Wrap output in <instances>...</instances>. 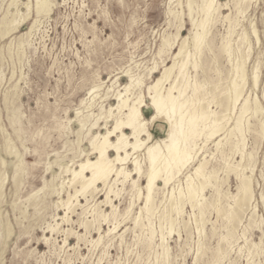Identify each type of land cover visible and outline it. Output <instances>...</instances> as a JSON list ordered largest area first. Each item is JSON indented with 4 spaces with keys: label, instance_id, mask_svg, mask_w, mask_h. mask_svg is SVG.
Masks as SVG:
<instances>
[{
    "label": "rangeland",
    "instance_id": "374dc122",
    "mask_svg": "<svg viewBox=\"0 0 264 264\" xmlns=\"http://www.w3.org/2000/svg\"><path fill=\"white\" fill-rule=\"evenodd\" d=\"M25 2H29L30 5V14L27 19H23V15L28 12ZM53 2L52 12L48 16L39 18L32 34L25 37V43L21 45V35L30 29L36 18L35 0H0V180L4 179L0 198V264H229L230 262L235 264L260 262V264H264V244H261V248L253 254L248 253L247 247L239 250V246L245 244L246 238L250 245L251 241L260 242L264 237V200L261 197V194L264 193V133L259 137L254 133H246V153L252 151L255 156L254 160L250 162L245 160L244 164L248 166L245 173L248 175L253 173L255 198L251 204L244 207L239 219L233 223H230L225 215L218 217L216 208L209 206L210 209L207 208L204 217L206 220H201L200 226H197L193 214H197L199 210L192 209L191 205L187 203L183 215L185 222L180 219L172 234H169L168 226L164 228L166 241L164 240L162 243L160 219H158L164 209L165 197L163 194L166 191L162 181H158L159 186L164 188L158 190L155 217H152L153 226L158 232L152 240L149 238L148 230L142 225V222L147 224L146 219L141 220L142 224L136 225L133 220L134 214L140 210L139 207L144 205V200L137 201L138 203L136 202L130 216L124 219L125 212L133 200L130 183L125 185L118 196H112L114 203L118 205L117 219L111 218L109 222H103L100 231L97 222L90 223L87 228H84L82 220L79 219L92 220L93 217L89 214L86 217L82 216L80 206H76L75 212L71 214L73 218L71 221H62L60 215L65 214V209L57 204L58 193L50 190L54 186L57 188L63 177H66L64 174L54 178L53 173L60 171L58 163L72 164L73 159H79L74 152L76 149L90 147V136L80 144L77 142L76 130L80 127L78 122L69 123L70 119L76 116L75 111L80 107L81 100L89 97V88L96 84L100 78L106 80V83L98 90L100 94L94 100H97L108 85H111L110 78L119 76L120 85H124L128 82V76L125 75L126 70L135 74L146 73L147 68L154 64V57L161 44L163 34L165 32L175 33L180 25V19L172 18L171 24L168 23L169 6L172 4L171 6H174L175 9L179 7L170 0H53ZM185 10V26L181 32L182 35L189 34L192 28L186 6ZM222 10L224 13L230 11L228 7H223ZM233 10L235 13V9ZM246 14L247 19L243 20L241 17V20L251 36L253 45L252 56L247 63L249 74L253 65L258 61L261 62L259 84L252 90L253 85L250 81L246 87V95L251 91L253 101L257 93L264 107V0L253 2ZM251 19L257 23L259 28L260 42L258 43L251 33ZM16 20H21L19 29L2 37V31L6 27L5 22L10 24ZM216 25L212 28V37L215 35L214 40H216L215 55L206 52L208 58L203 61L209 77H207L208 88L217 83L225 84L226 72L231 68V64L220 53L221 51L219 52L222 38L227 34L228 24L219 21ZM237 29L238 32H241L242 27L238 26ZM235 35L237 39L238 35ZM246 50L247 47H244L243 51L246 52ZM215 56H217V60H215ZM171 62L170 59L166 61L169 64ZM222 67L224 68L221 69ZM217 68L220 69L221 75ZM158 74V72L154 73V77ZM199 74V78L203 80L205 75L202 71ZM218 75L220 76L218 77ZM221 77L224 81L220 80ZM211 78L213 79L210 81ZM150 82L151 79L146 80L147 84ZM119 83L115 84L113 89L122 88ZM116 101L114 92L111 91L104 104L109 106ZM93 108L96 112L99 111V106L96 105ZM214 108L216 107L214 106ZM151 113V108H145L147 116H150ZM258 118L264 119V110L258 114ZM252 121L258 126L255 116L252 117ZM104 123L100 122V129L103 132L105 131ZM112 123L110 122L109 126H112ZM97 130L94 128L92 131L97 132ZM166 130L167 126L161 120L155 122L151 127L155 138L165 136ZM202 140L204 137H201L200 142ZM6 142L19 152V157L10 155L6 151ZM215 150L216 147L209 142L207 152L202 153L199 158L201 159L204 154L208 153L207 158L210 159L211 151L217 153ZM216 155V158L211 160L209 168L215 167L219 170L221 189H224L222 192L225 191L221 196L223 200L220 199L219 207L226 210L229 209L228 203H234L232 195L237 193L240 179L234 172L227 174L223 169L221 170L224 162L219 154ZM142 157L144 158L143 154ZM233 158L236 161L241 160V154L236 153ZM18 159H21V163H18L20 162ZM132 166L130 164V167ZM193 167L186 170L180 178L184 180L185 174L192 171ZM45 180L49 182L53 180L51 189L45 188L40 191L38 194L40 200L37 198L28 200L33 193L44 186ZM146 181V177H143L141 184H146ZM174 185L178 187V182L176 181ZM228 191L232 194H229V197L225 196ZM214 193L211 186L205 190L210 201L214 198L216 200V193ZM61 195L66 197L67 193L62 192ZM104 196V191L98 192L96 200L90 199L91 206L95 202L99 203L105 199ZM80 199L86 203L84 198ZM37 202L39 205L36 207L34 203ZM226 204L228 206H225ZM255 204L257 206L255 222L251 221L250 223L251 205ZM100 207L105 212L112 211L110 205L101 204ZM192 210H194L193 214ZM208 210L210 213L207 212ZM119 221L120 225L117 231L109 232L115 222ZM187 221L189 222L186 223ZM56 222H60V226H62L58 225V229L55 227L53 232L52 229L50 230V225H55ZM165 222L162 220L163 224ZM182 222L183 224H181ZM226 222L227 225H225ZM259 223L260 227L257 226ZM81 224L82 226H80ZM91 225L95 227L93 226V228ZM139 225L141 226L139 227ZM164 225L166 226V223ZM202 225H206V228L204 226L203 228ZM233 225L237 227L232 230ZM6 226L11 230L12 236L6 233ZM224 228L229 231V234ZM244 231H246L245 238L241 235ZM98 233L102 234L103 238L99 244L95 245L93 241L99 238L100 234L98 236ZM224 236H226L225 239H223ZM67 238L68 240H66ZM237 238L239 239L237 240ZM229 242L230 244H228ZM163 244L169 247L168 256L163 253ZM218 245L219 248H217ZM199 248L202 250L200 253ZM205 248L207 249L205 250ZM219 249L220 253H218ZM214 257L218 260H215Z\"/></svg>",
    "mask_w": 264,
    "mask_h": 264
},
{
    "label": "bare ground",
    "instance_id": "6f19581e",
    "mask_svg": "<svg viewBox=\"0 0 264 264\" xmlns=\"http://www.w3.org/2000/svg\"><path fill=\"white\" fill-rule=\"evenodd\" d=\"M170 1L175 6H179L180 9L179 7L175 9L174 6H171L172 4L169 6L167 11L168 23L171 24L172 18H174L180 19V25L175 33L165 32L163 34L161 44L154 57L153 66L147 68L146 73L135 74L130 70H126L125 75L128 76V82L124 85H120L119 76L110 78L109 81L112 82L111 85H108L105 92L101 94L97 100H94L100 94L98 90L106 83V80L100 78L96 84L89 88V97L81 100L80 107L75 111L76 116L74 115L75 117L71 118L69 121V123L77 121L80 125L76 130L78 144L84 141L86 137L90 136V147L87 149L82 147L76 149L74 152L79 159H73L71 161L72 164L58 163L60 171L58 173H53L54 178L55 176L66 174V177H63L59 186L57 188L54 186L52 190H50L58 193L59 199L57 204L65 209V214L60 215L62 221H71L73 219L71 214L75 212L76 206H80L82 208V216L86 217L87 214H89V216L91 215L93 217H91L92 220L86 218V220L84 218L79 219L78 217L79 220H82L81 222L84 228H87L90 223L97 222V225H99L98 230L100 231L103 222H109L111 218L114 220L117 219L119 211L118 205L114 203L112 196H118L120 191L125 188V185L130 183L131 191L133 192V200L125 212L124 219L130 216L137 201L144 200V205L139 207L140 210L138 213L136 212L134 214L133 220L136 225L141 223V220L143 221V219H146L147 224L144 222L141 224L148 230L149 238L152 240L158 232L153 226L152 217L155 215L156 196L158 190L161 188L158 181H162L166 191L163 194L165 197L163 204L164 209L163 211L161 210L162 215L159 214L161 217L158 219H160V238H162L161 241L164 243L166 238L164 228L168 226V232L172 234L176 223L180 222V219L185 222L183 215L187 203L191 205L192 209L197 208L199 210L197 214H193L194 210H192V214L197 226H200L201 220L205 219L206 210L209 206L216 208L215 210H217L218 217H223V215H225L228 221L233 223L235 220L239 219L240 214L243 213L241 211L244 207L251 204L255 198L253 173L251 175L245 173L248 167L244 164L245 160L247 159L250 162L254 160L255 156L252 151L246 153V133H254L255 135L257 134L258 137L263 136L264 119L258 118V114L263 112L264 107L257 93L253 101L251 99V91L246 95V87L250 81L253 85L252 90L259 84L261 62L258 61L254 64L249 74L247 63L251 59L253 45L251 36L242 23L241 17L243 20L247 19V10L253 2H257L258 0H228L225 2L222 0ZM53 3V0H35L34 8L36 18L33 20L30 29L21 35V45L25 43L24 38L32 34V31L37 26L39 18L48 16L52 12ZM24 4L27 6L28 12L23 15V19H27L30 14V5L29 2H25ZM185 6L187 7V14L192 23V28L189 34L182 35L183 33L181 32L185 26ZM223 7H228L230 11L224 13L222 10ZM233 9H235V13ZM219 21L228 24L227 34L222 38L219 52L221 51L220 53L225 56L231 64V68L229 70L227 69L225 84L220 85L216 82V85L208 88L207 84L209 83V77L206 72L207 67L203 64V61H206L208 58L206 52L213 56L215 55L216 40H214V34L212 37V28L216 23L218 24ZM20 22L21 20L10 22V24L5 22L6 27L2 31L1 36L4 37L19 29ZM238 26L242 27L241 32H238ZM250 27L252 36L256 39L257 43L260 42L259 28L253 19L250 20ZM235 34L238 35L237 39ZM244 47H247L246 52L243 51ZM167 59H170L172 62L170 64L166 63ZM215 60H217V56H215ZM222 64L224 65V63ZM223 68L224 67L221 69ZM217 70L221 75L220 69L217 68ZM200 71L205 75L203 80L199 78ZM157 72L159 74L154 77V73ZM203 74L201 75L203 76ZM220 75H218V77ZM147 79H151V82L148 84L146 83ZM212 79L213 78H211L210 81ZM222 79L223 77L220 78V80ZM117 83H119L122 88L113 89L114 85ZM211 85H213V83ZM144 87H146V89H144ZM111 91L114 92L117 101L114 104L106 106L104 102L108 99ZM96 105L99 106L98 112L93 108ZM214 106L216 108H214ZM145 108H151L152 113L150 116L145 114ZM218 108L221 110L218 111ZM250 114L251 116H248ZM254 116L258 121V126L256 123H253L254 120L252 121V117ZM159 120L166 124L167 130L165 136L155 138L151 131V127ZM101 121L105 122L104 132L100 129ZM110 122H113L112 126H109ZM94 128L98 129L97 132L92 131ZM201 137H204V140L200 142ZM209 142L213 143L216 147L215 151L217 153L211 151L210 159L207 158L208 153L204 154L200 159L199 156L207 152ZM6 151L10 155L19 157V152L15 151L13 146L7 142ZM236 153L241 154V160H234L233 155ZM216 154H219L221 160L224 162V166L223 168L221 167V170L223 169L227 174L234 172L240 179V181H238L240 183H237V193L232 195L231 192L228 191L225 194V196L231 194L232 200H234L233 204H229L228 202L230 200L228 198L227 203L229 209L226 210L219 207L221 196L223 192H225H222L224 189H221L219 170L215 167L209 168V164L212 159L216 158ZM18 160L20 161L18 163H21V159ZM195 162H197V164L194 165ZM3 163L5 162L3 161ZM130 164L133 166L130 167ZM191 166H194L193 170L185 174L184 180L181 179L180 176ZM50 168H52V165H50ZM143 177H146V184H141V179ZM176 181L178 182L177 188L174 185ZM52 183L53 180L51 182L45 180L44 186L33 193L28 200L32 198L40 200L38 197L39 192L45 188L48 189L52 187ZM3 184L4 179L0 180V198ZM100 185L102 186L100 187ZM120 185H122V187H120ZM170 185H172L171 188H169ZM209 186L214 189L216 200H214V198L210 201L206 196L205 190ZM100 191H104L105 199L99 203L94 201L95 204L93 203L94 205L91 206L90 199H95ZM62 192H66L67 196H62ZM81 197L85 199L84 201H86V203L81 201ZM261 197L262 200H264V193L261 194ZM221 200H223V198ZM101 204L110 205L112 211H103L100 207ZM34 205L37 207L39 203H34ZM228 205L226 204L225 206ZM256 207V204L251 205L252 216L250 217V223L255 220ZM207 212H209V210ZM162 220L166 221V226L164 225L165 223H162ZM183 222L181 224H183ZM188 222L189 221L186 223ZM82 224L80 226H82ZM227 224L226 222L225 225ZM253 224L251 225L253 226ZM58 225L60 226V222H56L55 225H50V230L52 229L51 231H53L55 227L58 229ZM119 225L120 221L115 222L113 225L114 227L110 228L109 232L117 231ZM93 226L91 225V227ZM140 226L141 225H139V227ZM203 226L204 225H202V227ZM257 226L260 227V223ZM234 227L237 226L233 225L232 230ZM62 228L60 229L62 230ZM125 228L127 229V227ZM224 229L226 230V228ZM228 229H231V227ZM6 230L8 235L11 234V230L7 226ZM141 231L140 233L142 234ZM226 231L227 233L229 232L228 230ZM92 232L90 233L92 234ZM99 234L100 233H98V236ZM144 234H146L145 231ZM230 235L232 236V234ZM241 235L245 238L246 231ZM226 236H224L223 239H225ZM68 238L66 240H68ZM102 238L103 235L100 234L99 238H96L93 243L95 245L99 244ZM238 239L239 238H237V240ZM122 240L124 241V237ZM90 242L92 243V241ZM248 243V239L246 238L245 244L240 245L239 250L241 251L243 248L247 247L248 253L253 254L261 248L262 244L261 241H251L250 245ZM228 244H230V242ZM150 245L152 247V243ZM204 246H206L205 243ZM201 248L198 250L199 253L202 251ZM217 248H219V245ZM206 249L207 248H205V250ZM222 250V252H224V249ZM220 252L219 249L218 253ZM163 253L168 256V245L163 244ZM155 259L157 261L156 257ZM219 259L221 258L219 257ZM82 260H84V258H82ZM215 260L218 259L215 258ZM229 264L235 263L230 262ZM255 264H260V262Z\"/></svg>",
    "mask_w": 264,
    "mask_h": 264
},
{
    "label": "snow or ice",
    "instance_id": "6c2138e0",
    "mask_svg": "<svg viewBox=\"0 0 264 264\" xmlns=\"http://www.w3.org/2000/svg\"><path fill=\"white\" fill-rule=\"evenodd\" d=\"M261 243L264 244V237L261 238Z\"/></svg>",
    "mask_w": 264,
    "mask_h": 264
}]
</instances>
